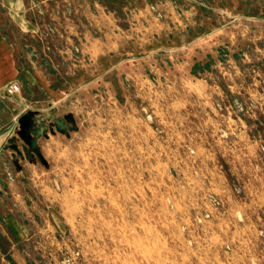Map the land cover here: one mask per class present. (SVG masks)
<instances>
[{
  "label": "rangeland",
  "instance_id": "374dc122",
  "mask_svg": "<svg viewBox=\"0 0 264 264\" xmlns=\"http://www.w3.org/2000/svg\"><path fill=\"white\" fill-rule=\"evenodd\" d=\"M0 23L27 106L0 264H264V0H0Z\"/></svg>",
  "mask_w": 264,
  "mask_h": 264
},
{
  "label": "crops",
  "instance_id": "0c3cea01",
  "mask_svg": "<svg viewBox=\"0 0 264 264\" xmlns=\"http://www.w3.org/2000/svg\"><path fill=\"white\" fill-rule=\"evenodd\" d=\"M8 5L7 7L5 3L4 8L12 18V6ZM22 75V68L18 67L16 61L14 43L0 23V154H3L7 150L9 151L8 153L11 152L9 159L12 165L13 149L12 147H10L11 150L8 149L7 145L15 138L16 141L24 140V112L27 106L24 107V87L18 93L12 95H8L6 90L11 84H18ZM18 164L21 165L20 161H18L17 166ZM13 182V177L10 174L3 177L2 173H0V185L3 183L8 186L3 192L0 189V194L2 195L0 201L2 203L7 200L9 201V206L4 205L2 208L3 213L0 214V217L3 218V225L0 224V228L4 235H7L6 233L11 236L17 234L22 238L24 236L23 227L16 220L14 222V209L12 205L14 199Z\"/></svg>",
  "mask_w": 264,
  "mask_h": 264
},
{
  "label": "built area",
  "instance_id": "2783aa9c",
  "mask_svg": "<svg viewBox=\"0 0 264 264\" xmlns=\"http://www.w3.org/2000/svg\"><path fill=\"white\" fill-rule=\"evenodd\" d=\"M6 92L8 95L18 93L19 92V86L16 83H13L10 86H8Z\"/></svg>",
  "mask_w": 264,
  "mask_h": 264
}]
</instances>
